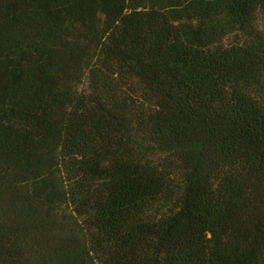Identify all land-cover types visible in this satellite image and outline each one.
<instances>
[{"label":"trees","instance_id":"1","mask_svg":"<svg viewBox=\"0 0 264 264\" xmlns=\"http://www.w3.org/2000/svg\"><path fill=\"white\" fill-rule=\"evenodd\" d=\"M0 264H264V0H0Z\"/></svg>","mask_w":264,"mask_h":264}]
</instances>
